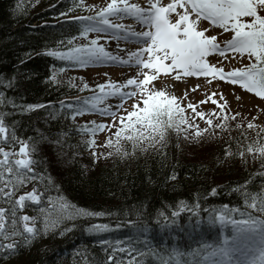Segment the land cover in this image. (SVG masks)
Returning <instances> with one entry per match:
<instances>
[{"label": "trees", "instance_id": "obj_1", "mask_svg": "<svg viewBox=\"0 0 264 264\" xmlns=\"http://www.w3.org/2000/svg\"><path fill=\"white\" fill-rule=\"evenodd\" d=\"M47 4L48 0H0V80L7 82L15 77V87L7 91V97L17 104L51 101L58 105L59 101H66L74 103L83 112L90 111L85 94H82L84 90L81 91L83 86L61 77V68L81 67L75 61H60L43 54L49 50L64 52L77 47V42L60 45L61 41L77 36L80 31L78 22L59 15L73 7V0H52ZM82 12L85 10H76L69 17L84 16ZM22 60L27 63L21 64ZM52 66H55L57 84L44 82ZM77 99L79 104L75 103ZM2 110L9 113L6 123L15 127L18 137L31 138L36 142L39 148L36 159L40 161L37 171L46 180L50 177L54 185L44 194L40 205L29 203L17 212V216H38L39 208L47 210L48 196L52 197L57 208L62 197L70 205L103 211L107 215L66 221L62 227L75 225L71 232L63 237L41 236L28 247L21 246L8 258L0 259V264H106L111 249L105 252L104 247L107 246L101 247L98 241L114 242L131 237L134 228L129 225L130 221L137 225L147 224L150 229L147 245H136L144 253L138 257L139 264H190L194 248L200 244L215 245L231 235L230 223H208L213 214L229 212L231 218L244 219L247 216L240 213H252L264 219V213L249 208L242 195V191L257 194L264 190V175H261L264 174V157L259 160L249 158L246 150L253 142L243 133L238 135L239 131L234 136L238 143L233 142L226 153L224 147H218L217 143L196 142L183 131L178 134L174 128H169L165 140L155 147L147 151L135 149V155L129 160L117 156L114 162L96 168L89 158L90 150L95 151V148L90 149L85 142L89 141V135L99 131H78L81 127L93 128L95 125L78 122L77 118L70 120L67 118L69 112L57 108L24 114H12L10 108ZM49 111L54 112L57 119L52 120ZM177 113H173L175 122H178ZM232 129L239 128L235 125ZM62 133L68 135L65 137ZM57 140L62 143H56ZM234 145L240 147L237 151L245 152L244 157L232 155ZM0 147L9 150L10 146L0 141ZM18 147L14 150L18 151ZM131 149L132 144H129L125 151L131 154ZM16 158L21 157H13ZM171 176L176 178L171 179ZM34 187L38 192H44L43 184L33 181L26 183L18 194L29 192ZM213 189H216L215 194ZM181 203L193 208L199 205L196 210L201 220L200 227L193 231L188 224L189 213L185 212L177 218L179 227L173 225L162 230L161 225L170 223L171 212L177 210ZM0 207L9 205L0 201ZM232 209H240V212ZM93 224L123 226L117 231L90 235L86 229ZM37 226H40L39 220ZM181 228L184 231H180ZM19 241L20 238H16V242ZM11 242V239L0 240L4 244ZM117 258L123 261L128 257L117 253Z\"/></svg>", "mask_w": 264, "mask_h": 264}, {"label": "snow or ice", "instance_id": "obj_2", "mask_svg": "<svg viewBox=\"0 0 264 264\" xmlns=\"http://www.w3.org/2000/svg\"><path fill=\"white\" fill-rule=\"evenodd\" d=\"M55 7V5L53 6ZM76 10L94 11V15L71 16L69 14ZM61 17L70 18L72 21L80 24V31L77 36L71 37L67 41H61L60 45H73L79 39L87 40V43L77 47H70L68 51L49 50L44 55L58 59L60 61H75L80 67L89 63L119 62L121 64H130L133 60L138 69H147L149 71H138L137 76L126 80L123 84L106 82L97 85L101 93L107 97H119L120 103L116 105L117 109L123 107L124 101L135 98L137 91H122L124 88H133L139 90L140 99L132 104V111L127 112L126 116H120L118 127L114 135L117 144L121 140L130 141L133 149L139 148L141 151H147L150 147L165 140V134L169 128H174L179 134L182 130L181 125L187 122L181 118L179 122L173 119L175 111L183 112L180 105L176 103L175 96L169 97L164 91L156 90L153 84L163 72L166 75L175 73L176 79L183 76H211L219 78L222 81L230 82L233 85H239L242 89L254 93L264 99V0H146V5L130 3L129 0H109L106 6L97 7L96 5L86 4V0H73V7L66 12L59 13ZM109 17L117 19L133 18L143 26V30L129 31L130 26L122 23H114ZM201 22H208L212 29L220 28L223 32H230L232 36L224 42L223 46L218 42L217 35H208L209 28H201ZM109 33L110 37L123 38L131 40L142 47L135 51L127 53V59L114 56L105 49L103 43H100L101 36L89 39L90 33ZM239 53L243 56L248 55L249 64L245 68L233 69L225 72L223 68L216 67L206 59L210 53H219L224 55L228 50ZM146 57V58H145ZM32 57L29 56V59ZM254 58V62H252ZM21 64L27 63L22 60ZM64 71L63 68L60 69ZM107 75V74H105ZM142 75L143 79H138ZM15 77L5 82L0 80V141L9 144V150L0 147V201H4L9 207H0V240H9L11 243H0V259L8 258L18 249L28 247L34 240L41 236L58 235L63 237L71 232L72 227H62L66 221H73L77 218H102L107 215L105 212L91 211L70 205L59 198V208L53 203L52 197H47V210L44 207L39 208L38 216L22 215L17 216V212L26 208L29 203L40 205L42 197L54 187L51 178L47 180L43 174L37 171L40 161L36 159L39 148L31 138L24 139L18 137L15 127L6 123L9 113L2 108H10L12 114H24L40 109L64 110L70 113L67 117L75 120L84 114L83 110L74 106L72 102L59 101L58 105L48 101L40 104H17L14 99L7 97V91L15 87ZM45 83L57 84L55 66H52L49 76ZM88 84H84L81 91L87 89ZM105 89H110L105 91ZM218 95V94H214ZM213 104H218L221 110H224L225 103H219L217 100L209 97ZM207 101H201L206 103ZM76 104L80 103L77 99ZM195 115L201 119L205 118V113L196 112L195 106L189 104ZM103 115L110 116L116 120L117 112L111 108L104 109ZM52 120L57 119L54 112H48ZM238 115V114H237ZM166 118V119H165ZM224 119H227L226 117ZM235 119V116L232 117ZM95 125L93 128L81 127L78 131H89L92 133L102 132L108 126L105 124H96L95 121L89 122ZM207 124H212V119H207ZM223 125H217L222 127ZM192 127V125H188ZM239 127V125H237ZM249 128H255L256 125L249 123ZM264 131V129H262ZM67 136L68 133H62ZM197 137L202 133L198 129L195 133ZM187 138V137H186ZM46 139V138H44ZM56 143H62L57 140ZM90 149L95 148V140L85 142ZM18 151L14 149L16 146ZM111 138L105 142V147H112ZM116 151L121 152L117 147ZM253 147L249 146L247 152H253ZM261 156H264V146L258 149ZM227 153V150H226ZM93 162H97L100 156L96 151L91 152ZM108 155H112L111 152ZM123 155H129L124 152ZM241 157L245 152H240ZM21 157L13 159V157ZM264 175V174H261ZM175 179V176H171ZM33 181H39L44 186V192H38L34 187L31 191L24 194H18L19 190L26 184ZM46 181V182H45ZM248 182L246 181L245 184ZM241 191V189H237ZM213 194L216 189L212 190ZM245 202L249 208L264 213V190L257 194L243 192ZM251 203H248V201ZM199 208L197 204L194 208L181 203L180 207L171 212L169 224L161 225L162 230L170 226L177 225V218L182 213H189V226L193 231L199 228L201 220L199 219ZM227 208V206H225ZM69 209H71L69 211ZM231 211L240 212V209ZM163 215V214H161ZM241 216H247L244 219L231 218L229 212H221L219 215L213 214L208 223L215 225L217 221L221 224L230 223L232 225L231 235L225 236L215 245L200 244L199 247L192 250L194 257L190 264H264V219L254 216L252 213H240ZM167 220L168 217H165ZM37 220L40 226H37ZM20 227H17V225ZM11 225V230L9 226ZM134 228V234L131 237H125L123 240H100L101 247L105 252L111 249V254L107 256L106 264H139L138 257L144 253L136 247L138 244L147 245V234L150 231L147 224L137 225L129 222ZM123 225L116 224H93L86 232L90 235H100L102 233L117 231ZM180 231H184L183 228ZM192 232H189V236ZM20 238L19 243L16 238ZM258 248L257 260L252 256L253 250ZM117 253L125 254L128 258L121 261L117 258ZM80 255V253H77ZM151 254V253H149ZM202 257V260L200 259ZM251 257V258H250ZM85 259H88L85 257Z\"/></svg>", "mask_w": 264, "mask_h": 264}, {"label": "rangeland", "instance_id": "obj_3", "mask_svg": "<svg viewBox=\"0 0 264 264\" xmlns=\"http://www.w3.org/2000/svg\"><path fill=\"white\" fill-rule=\"evenodd\" d=\"M52 0H48L50 4ZM109 0H86L88 5H96L97 7L106 6ZM130 3L142 4L143 0H129ZM165 3L169 0H164ZM47 4V5H48ZM84 16L94 15V11H85L82 12ZM114 23H122L124 25L131 24L133 27L129 31H140L143 30V26L139 29H135V19L125 18L117 19L115 17H109ZM201 28H209L208 35H217L218 42L223 46L224 42L231 38L232 33L223 32L220 28L212 29L208 22H201ZM97 35L101 36L102 39L100 43H103L105 49L108 46H116L121 49L126 55L128 52L135 51L139 47H142L141 44L133 42L131 40H126L123 38V34H120L119 40L115 37H110L109 33H90V38H95ZM115 39L114 42H111L109 39ZM87 43L85 39H79L77 45ZM121 58L127 59V56L121 55ZM146 58V57H145ZM209 63L215 65L216 67L223 68L225 72L232 71L233 69L245 68L249 64L248 55L245 53L241 56L239 53H235L232 50H228L224 55L219 53H210L206 58ZM254 62V58H252ZM138 71H149L147 69H138L135 61L133 60L130 64H121L119 62H104V63H89L82 68L77 69H65L61 71V77L73 82L79 86H83L85 83L89 85L87 89H84L86 93V101L90 106V111L84 112L83 115L77 117L78 122H89L95 121L96 124H105L112 126L106 128L104 131L97 134H92L87 137L88 140H95V151L100 156L97 162H93L91 155V150L89 152V158L94 163L96 168L101 165L109 164L114 162L117 156H124L126 160H129L133 155H135V149H131L129 155H123L126 149V146L131 144L130 141L121 140L119 144L116 142V136L114 135L116 127H118V120L120 116H126L127 112L132 111V104L140 99L139 90L133 88H124L122 91H137V96L132 99L124 101L123 107L120 109L116 108V105L120 103L119 97H107L101 93L97 85L105 84L106 82H111L115 84H123L122 82L133 76H137ZM107 74V75H105ZM138 79H143V76L140 75ZM155 86L156 90L164 91L169 97L175 96L177 98L176 103L180 105V108L183 109V112L177 113V120L180 121L183 118L187 123L181 125L182 130L185 134L190 136L196 142H208L212 141L217 143V146H223L224 150H227L228 147H231V144H237V140L234 137L235 132L239 131L238 135L244 134L246 139H251L253 142L250 146L253 147L254 151L246 154L250 157H253L255 160H259L264 157L261 156L258 149L261 146H264V99L258 97L254 93L248 92L247 90L242 89L239 85H233L230 82L222 81L218 77L212 78L211 76H183L181 75L180 79H176L175 73L171 75H166L163 72L160 73L158 79L149 85V87ZM83 88V87H82ZM89 90V91H86ZM110 89H105L109 91ZM218 94V95H214ZM217 100L219 103H225L226 107L224 110H221L218 104H213L209 99ZM201 101H207L206 103H201ZM194 105L196 112L205 113V118L201 119L195 115V112L192 108H189L188 105ZM111 108L112 111L117 112L116 120H113L112 117L103 115L102 112L104 109ZM238 114V115H237ZM235 116V119L232 117ZM227 119H224V118ZM206 118L212 119V124H207ZM252 123L256 125L255 128H249L248 124ZM192 125V127H188ZM217 125H223L222 127H217ZM239 125V129H232L233 126ZM200 130L202 135L197 137L195 135L197 130ZM234 134V135H233ZM111 138L113 141L112 147H105V142L107 139ZM117 147L121 149V152L116 151ZM151 148V147H150ZM148 148V149H150ZM234 153L232 155L239 156L240 151L238 145H234ZM138 149V148H136ZM111 152L112 155H108ZM133 152V153H132ZM128 153V152H127ZM116 154V155H114ZM226 156V155H223ZM130 157V158H129ZM231 157V155H230ZM232 229V225H231ZM259 249L256 248L253 250L252 256L257 260ZM251 258V257H250Z\"/></svg>", "mask_w": 264, "mask_h": 264}, {"label": "bare ground", "instance_id": "obj_4", "mask_svg": "<svg viewBox=\"0 0 264 264\" xmlns=\"http://www.w3.org/2000/svg\"><path fill=\"white\" fill-rule=\"evenodd\" d=\"M142 6H145L146 5V0H143V2H142V4H141ZM128 26H130V28H132L133 26L131 25V24H129ZM135 29L137 28V29H139L142 25H139L137 22L135 23ZM109 39V38H108ZM111 42H114L115 41V39H112V38H110L109 39ZM117 40H119V39H117ZM106 50L108 51V52H110L112 55H114V56H118V57H121V55H123V56H127L123 51H121V49L119 48V47H116V46H114V45H112V46H108L107 48H106ZM124 82H126L125 80L122 82V83H124Z\"/></svg>", "mask_w": 264, "mask_h": 264}]
</instances>
